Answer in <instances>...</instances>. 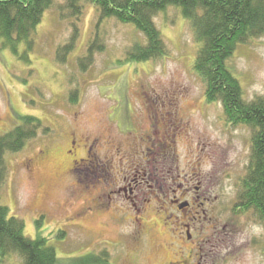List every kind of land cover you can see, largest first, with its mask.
Listing matches in <instances>:
<instances>
[{
    "label": "rangeland",
    "instance_id": "obj_1",
    "mask_svg": "<svg viewBox=\"0 0 264 264\" xmlns=\"http://www.w3.org/2000/svg\"><path fill=\"white\" fill-rule=\"evenodd\" d=\"M65 4L52 0L31 48L19 46L20 59L9 49L0 51V135L27 114L51 128L5 156L0 202L10 216L24 222L27 237L47 239L57 264L96 253L107 264H165L178 258L173 243L187 250L201 244L192 250L200 264H264V221L253 211L235 209L253 130L231 125L220 102L205 100V84L193 69L201 43L180 8L169 6L153 17L168 51L164 57L124 62L131 46L146 44L134 25L101 18L91 2L82 1L71 43L74 28ZM69 44L65 53L62 47ZM226 65L246 102L264 100V35L237 45ZM92 133L113 134L131 153L156 140L152 165L162 171L171 165L174 185L182 188L168 194L163 187L165 197L159 189L108 191L98 180L107 170L105 151L87 159ZM142 134L151 136L142 140ZM93 156L100 159L93 162ZM109 162L117 167L115 157ZM198 185L199 199L191 190ZM183 201L192 204L186 214L177 210ZM138 209L147 232L139 242L131 223ZM185 222L191 223L190 241ZM7 264H17V257Z\"/></svg>",
    "mask_w": 264,
    "mask_h": 264
},
{
    "label": "trees",
    "instance_id": "obj_2",
    "mask_svg": "<svg viewBox=\"0 0 264 264\" xmlns=\"http://www.w3.org/2000/svg\"><path fill=\"white\" fill-rule=\"evenodd\" d=\"M82 1L91 2L101 18L113 17L120 23L132 24L144 35L146 44L131 46L124 62H147L164 57L168 51L153 17L169 6L180 8L191 24L195 41L201 43L193 69L205 84V100L220 102L231 125H245L253 130L240 196L243 207L253 208L258 219L264 221V100L257 97L246 102L239 81L226 65L237 45L248 44L264 35V0H65L64 9L74 28L71 43L78 31L77 20L83 14ZM51 6L52 0H0V51L9 49L20 59L19 46L31 48L32 37ZM70 45H64L62 50L66 53ZM17 120V125L0 135V188L7 180L6 154L21 151L39 133L45 136L51 132L50 127L33 115H21ZM42 219L36 223L39 225ZM12 256L17 257V264L58 263L57 254L47 239L27 237L24 222L10 216L9 209L0 202V264H7ZM107 260L96 253L72 262L107 264Z\"/></svg>",
    "mask_w": 264,
    "mask_h": 264
},
{
    "label": "flooded vegetation",
    "instance_id": "obj_3",
    "mask_svg": "<svg viewBox=\"0 0 264 264\" xmlns=\"http://www.w3.org/2000/svg\"><path fill=\"white\" fill-rule=\"evenodd\" d=\"M172 123V120L170 119L169 129H172L170 127ZM175 129H180L179 126L174 127ZM100 135L95 134H89L88 135V146H87V153L89 159L90 155L95 154L100 148L105 151V162H107V170H105V176L103 174L98 179L100 182L106 184L109 187L108 191H111L113 193H117L116 191H121L125 194H135L136 192H145L147 190H154L159 189L161 193H159L158 196H169L171 192H175V189H181L182 183L177 184L176 187L174 177L172 175V168L171 165H167V170L162 171L159 170V168L156 169L152 165V159H153V150L156 148V140H152L151 142H148L145 147L141 149L135 150L133 153L127 151L123 147H121L119 144H122V142L117 143L114 141L113 134L106 133ZM151 135H144L142 134L141 139L142 140H148ZM154 136V134H153ZM72 144H74V141H72ZM92 151V153H91ZM112 152V154H111ZM115 157L117 159V167L115 168L112 166L109 162V158ZM97 156H93L92 161L95 162L98 160ZM104 159V158H101ZM86 160V159H85ZM26 167H30V161L26 163ZM113 170V173H112ZM154 172V173H153ZM115 180V181H114ZM174 182L170 183L169 182ZM163 187H166V192L162 191ZM185 188L184 193H188V191ZM178 190V191H179ZM193 194H197V199H199V192L202 190V187L200 185L192 187L191 188ZM194 190V191H193ZM177 191V192H178ZM176 194V193H175ZM205 192L202 191L201 196H204ZM239 197V193L237 195V198ZM136 197H133L132 199H135ZM206 201V198H204ZM204 205V203H201V206ZM192 207V204L188 201H183L181 204L177 205L178 211H184V214H186L187 211L190 212V208ZM242 204L239 205L235 209H241ZM253 209V208H252ZM140 210H137V213L133 212L132 214L135 215L133 220H131V223L136 225V229L134 233L135 240L139 242V238L143 236L145 238L146 232V226L144 228L143 219H140V216L138 213ZM194 213H198L197 211ZM139 216V217H138ZM188 218V217H187ZM193 219H196L195 216L191 217L189 220L193 221ZM191 223L185 222L182 224V226L185 228V231L187 232L186 240L190 241L192 240V233L190 234L191 227L189 228V225ZM140 226V227H139ZM142 230V234L140 235V231ZM177 239H179V236H176ZM142 240V239H141ZM193 243V242H190ZM178 249L176 255H178L177 259H170L165 262V264H200L199 260L201 259L200 256L196 255V251L193 253V249H198L201 247V244H192V246L188 247L187 249H183L181 246L176 245L173 243ZM198 246V247H197ZM193 250V251H192ZM186 252L187 255H186ZM192 253V254H191ZM190 258L189 261H186L185 259ZM133 264H142L141 261H137L135 259H132Z\"/></svg>",
    "mask_w": 264,
    "mask_h": 264
}]
</instances>
